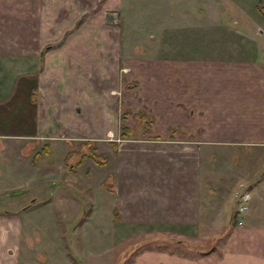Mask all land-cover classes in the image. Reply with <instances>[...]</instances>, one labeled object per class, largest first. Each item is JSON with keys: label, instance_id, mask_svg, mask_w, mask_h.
<instances>
[{"label": "crops", "instance_id": "obj_1", "mask_svg": "<svg viewBox=\"0 0 264 264\" xmlns=\"http://www.w3.org/2000/svg\"><path fill=\"white\" fill-rule=\"evenodd\" d=\"M44 1L16 0L14 10L0 0L2 19L22 22L15 29L22 33L19 41L0 42V264H35L22 260L26 249L18 232L27 216L21 193L72 217L82 208L76 198L65 196L73 183L100 188L103 182L109 188L102 210L112 229H140L153 233L144 239L170 237L173 243L193 242L202 224L220 222L224 213L216 222L211 217L223 208L222 201L215 198V204L211 197L227 196L232 227H226V236L206 240L223 237L216 250L160 242L140 246L125 264H264V47L254 46L246 58L207 59L204 75L183 72L182 65L173 72L178 65L165 60L170 72L161 79L151 75L145 105L122 112L117 103L125 94L122 79L127 86L141 80L103 77L94 117L97 83L89 72L97 60L93 49L102 48L103 39L96 33L94 41L93 29L88 37L91 27L82 23L66 29L71 40H61V31L50 37ZM253 51L258 59L251 57ZM156 81L165 89L159 103ZM93 141L98 152L109 154L102 164L78 152ZM204 174L210 196L205 204ZM215 177L226 180L218 191L210 184ZM238 191L249 195L242 210ZM13 228L17 236H11Z\"/></svg>", "mask_w": 264, "mask_h": 264}, {"label": "rangeland", "instance_id": "obj_2", "mask_svg": "<svg viewBox=\"0 0 264 264\" xmlns=\"http://www.w3.org/2000/svg\"><path fill=\"white\" fill-rule=\"evenodd\" d=\"M6 2L14 10L17 8L16 0ZM44 3L46 16L50 12V37L56 31H61V40H71V34L66 29L82 23L85 27H91L85 32L88 37L89 31L93 29L91 37H94V41L96 33L99 40L103 39L104 46L93 49L94 59L97 60L89 72L93 82L97 83V92L93 97L94 117L99 115L100 98L96 95L101 96L104 89L99 83L103 77L111 80L116 79L117 75L122 79L125 75V79L126 76H135L141 80V83L135 80L127 86L122 79L124 86L120 88H124L125 94H128L125 96L120 93L118 102L116 99L122 112L137 103L139 106L145 105L143 92L152 88L149 86L153 83L151 75L161 79L170 72L166 70L165 60H172L178 65L173 72H180L182 65L183 72L187 69L190 74L204 75L209 70L204 65L207 59L246 58L254 46L264 47V0H45ZM17 26L22 28L19 17L4 21L0 16V42L19 41L22 33L21 30L15 32ZM6 28H11V32H6ZM257 52L253 51L251 57L258 59ZM159 83L154 82L153 87L159 92L156 103L163 98L160 91L165 90ZM90 150L109 157L108 152L97 151L95 141L92 145L87 143L79 148L78 152L86 154ZM208 181L204 174L201 196L203 204L210 197L206 190ZM225 181L223 177H215L210 184L218 191ZM73 185L75 188L65 196L76 198L77 203L82 205L73 218L63 217L51 207H41L39 200L33 203L25 192L19 195L25 201L24 214L27 216L23 230L17 231L18 236L23 237L22 247L26 249L22 260L35 264H125L140 246H154L160 242L164 246L165 242V246L177 249L208 248L210 242L206 240L210 241L214 235H223L221 233L228 225L232 227V222L227 218V213H230L226 206L227 196L224 198L222 193H215L211 199L215 204H219L216 201H222L223 208L215 209L211 218L216 222L221 213H224V217H221L220 222L202 224L197 231L198 238L193 242L175 239L176 243H173L170 237L144 239L153 233L140 229L122 230L116 226L112 229L107 224L109 220L103 215V211L107 210H102V206H106L104 196L109 188L107 182L100 184L101 190ZM92 203L96 207L94 212ZM85 212L88 215L84 217ZM17 232L13 228L10 234L17 236ZM5 253L7 260L12 252L9 250Z\"/></svg>", "mask_w": 264, "mask_h": 264}, {"label": "trees", "instance_id": "obj_3", "mask_svg": "<svg viewBox=\"0 0 264 264\" xmlns=\"http://www.w3.org/2000/svg\"><path fill=\"white\" fill-rule=\"evenodd\" d=\"M127 131V127H124V130H123V133H122V135H126V132ZM42 153H43V151H40V152H37L36 154H35V158H38V157H41V155H42ZM84 155H87L88 157H91L94 161H96L97 163H99V164H102V163H104L105 161H106V156L105 155H103L102 153H97L95 150H90V151H87V153L86 154H84ZM228 233V230H227V228L226 229H224L223 231H222V233L221 234H224V236H226V234ZM215 239L217 240V239H223V237H221V236H216L215 238H214V242H211L210 244H211V246H209L208 248H207V250H205L206 252H210V251H214V250H216L217 249V245H216V241H215Z\"/></svg>", "mask_w": 264, "mask_h": 264}, {"label": "built area", "instance_id": "obj_4", "mask_svg": "<svg viewBox=\"0 0 264 264\" xmlns=\"http://www.w3.org/2000/svg\"><path fill=\"white\" fill-rule=\"evenodd\" d=\"M239 195V194H238ZM248 194L247 193H243V194H241L240 196H239V200H240V202H242V204L240 205V210H242V209H244L246 206L244 205V203L243 202H245L246 200H247V198H248Z\"/></svg>", "mask_w": 264, "mask_h": 264}]
</instances>
